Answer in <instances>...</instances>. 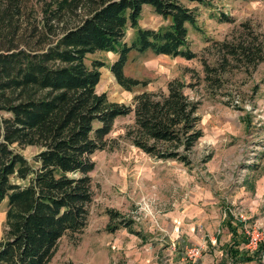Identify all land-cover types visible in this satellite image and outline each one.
Returning <instances> with one entry per match:
<instances>
[{
    "label": "trees",
    "instance_id": "1",
    "mask_svg": "<svg viewBox=\"0 0 264 264\" xmlns=\"http://www.w3.org/2000/svg\"><path fill=\"white\" fill-rule=\"evenodd\" d=\"M41 1L0 0V205L7 203L0 264H49L63 236L85 229L93 156L109 146L118 117L134 114L126 131L134 146L187 167H194L193 150L203 136L200 103L181 81H170L166 92L135 95L133 106L111 102L97 90L104 62H88L90 54L115 52L119 57L109 67L118 82L127 90L146 85L125 74L131 51L197 57L189 40V26L198 29L194 8L183 0ZM146 5L169 23L142 27ZM128 28L135 32L131 43ZM248 36L221 43L223 57L240 67L263 62V42ZM204 69L212 87H223L226 68L204 62ZM28 146L38 147L32 160L19 150ZM108 213L116 222L110 232L125 227L142 235L118 212ZM261 252H247L245 259H259Z\"/></svg>",
    "mask_w": 264,
    "mask_h": 264
},
{
    "label": "rangeland",
    "instance_id": "2",
    "mask_svg": "<svg viewBox=\"0 0 264 264\" xmlns=\"http://www.w3.org/2000/svg\"><path fill=\"white\" fill-rule=\"evenodd\" d=\"M183 2L198 15V29L189 26L190 47L197 57L131 51L125 74L147 82L132 90L124 88L110 70L119 57L115 52L90 54L88 62H104L97 90L111 102L133 106L137 94L166 92L176 79L184 83L186 94L200 103L198 127L203 136L193 150L194 167L158 160L137 148L126 138L134 114L118 117L108 135L109 146L93 156L94 196L88 224L82 232L62 237L49 264H166L172 251L188 261L187 247L201 246L202 257L212 234L222 229L214 227L213 217L220 206L223 220L242 227L228 212L235 210L249 221L246 208L232 201L264 171V61L257 67H240L232 58L226 57L227 61L219 47L251 33L264 44V0ZM168 23L151 6H144L142 27L158 29ZM134 34L128 28L125 41L131 43ZM204 62L226 68L223 87L209 84ZM19 150L29 160L38 153L36 146ZM251 175L253 183L247 180ZM6 204L0 205V239L6 229ZM109 209L133 222L131 227L142 235L125 227L110 232L108 227L116 222L111 221Z\"/></svg>",
    "mask_w": 264,
    "mask_h": 264
},
{
    "label": "crops",
    "instance_id": "3",
    "mask_svg": "<svg viewBox=\"0 0 264 264\" xmlns=\"http://www.w3.org/2000/svg\"><path fill=\"white\" fill-rule=\"evenodd\" d=\"M254 175L248 176L247 180L250 179L249 181L253 183ZM242 188L243 191L234 196L232 203H238L246 208L250 224L258 225L264 230V171L259 173L254 185L248 183ZM221 208L222 206L218 208L219 212H214L213 217L215 219L214 227L217 229L221 225L222 229L218 232L215 230L212 234L213 239L204 248L202 257L186 261L179 253L172 251V256L165 261L166 264H259V259H245L247 251L244 246L246 242L244 230L241 225H234L233 221L223 220ZM217 213L219 214L217 215ZM235 230L236 232H234ZM237 251L239 257L236 256Z\"/></svg>",
    "mask_w": 264,
    "mask_h": 264
},
{
    "label": "built area",
    "instance_id": "4",
    "mask_svg": "<svg viewBox=\"0 0 264 264\" xmlns=\"http://www.w3.org/2000/svg\"><path fill=\"white\" fill-rule=\"evenodd\" d=\"M230 214L234 215L240 224H242V228L244 229L246 242H245V249L249 253H256L260 249H262V252L260 254V264H264V248H262V245L264 244V230L260 228L257 225H252L249 223L245 213L242 212H236L234 211H228ZM202 247L198 245H192L190 247L186 248V255L190 259H196L199 258L202 254Z\"/></svg>",
    "mask_w": 264,
    "mask_h": 264
}]
</instances>
